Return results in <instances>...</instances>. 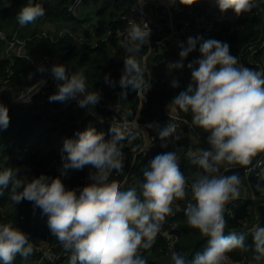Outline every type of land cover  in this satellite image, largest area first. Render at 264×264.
Masks as SVG:
<instances>
[{
	"label": "clouds",
	"instance_id": "clouds-1",
	"mask_svg": "<svg viewBox=\"0 0 264 264\" xmlns=\"http://www.w3.org/2000/svg\"><path fill=\"white\" fill-rule=\"evenodd\" d=\"M178 2L190 6L197 0ZM214 2L221 13L232 10L237 17L259 6V0ZM77 10L75 13L69 11L77 15ZM44 15L42 3L27 0L16 19L25 26ZM199 39L189 37L188 47L181 46L179 61L167 65L170 73L184 67L183 61L195 49ZM148 42L144 31L136 28L124 44L123 55L131 62L122 70L119 88L113 90L114 94L118 92L120 100L117 104L121 106L127 104L128 95L145 101L152 88L135 63ZM199 51L200 58L188 64L191 82L174 96L171 103L183 112L191 113L192 123L209 133L206 138L209 148L200 150L192 160L202 171L190 185L194 203H189L185 210L188 225L207 237V246L190 261L173 251V264H224L227 253L245 247L244 233L231 231L224 234L225 208L239 197L241 178L238 174L217 176L215 173L221 165L247 166L253 162V157L264 153V71L240 65L226 42L209 39L200 45ZM37 70L46 71L43 66ZM50 71L57 82L50 101L62 102L79 96L78 104L82 108L102 102L98 92L87 90L83 73L71 71L65 64H53ZM31 76L30 73L29 78ZM171 86L178 88V80L173 79ZM102 103L108 112L110 106ZM9 124L8 108L0 103V131L7 130ZM173 132L174 126L168 124L159 132V138L167 142ZM134 138L129 136L125 140L112 132L105 147L94 128L77 131L73 138L63 143L61 175H66L70 169H85L98 179L82 189H68L60 177L41 174L28 179L19 177L17 169L2 168L0 197L7 191L15 204L27 200L34 208H39L41 214L47 216L51 234L71 252L68 264H148L140 250L152 247L166 217L173 213L174 201L186 198L188 186L177 153L167 151L155 156L144 168L139 191L136 188H109L111 178L119 177L123 171L124 153L119 150ZM161 146L167 147V143ZM189 155H192L191 150ZM257 171L253 174L264 173ZM249 185L251 183L247 189L251 191ZM252 239L254 264H264V227L257 226ZM29 241L28 235L11 222H0V264H14L18 255L27 259L33 253Z\"/></svg>",
	"mask_w": 264,
	"mask_h": 264
},
{
	"label": "trees",
	"instance_id": "trees-1",
	"mask_svg": "<svg viewBox=\"0 0 264 264\" xmlns=\"http://www.w3.org/2000/svg\"><path fill=\"white\" fill-rule=\"evenodd\" d=\"M73 1L38 0L45 8V15L31 24L21 26L16 15L27 0H0V30L3 31L6 38V40H0V74L4 77V85L9 89H27L29 84L23 79V75L35 71L29 59L18 55L17 49L15 51L9 49L7 39L12 38L17 32L21 40L27 38L30 44L29 52L23 48L21 54L37 52L39 55L46 53L61 58L63 64L71 71L84 74L88 91L98 92L102 102L108 106L118 107L129 119H138L141 123L166 119L168 117L165 110L166 106L172 104L174 96L184 91L191 82V78L186 79V74L175 76L167 68L168 59L178 56L182 50L181 46L185 49L188 47V39L175 40L176 37L174 36L173 39L166 41L167 48L160 50L157 43L162 39L158 36L149 35L146 38L149 39V42L144 46L141 54L154 49L150 76L143 75L146 80L150 81L152 88L147 93L145 101L128 95L126 97L127 104L121 106L117 104L120 96L118 92L114 94L113 90L119 88L123 79L122 69L131 61L125 57L117 59V53L121 48V39L126 38L130 31V19L134 17V10L136 6L140 7L142 3L139 0H89L85 9L81 7L84 10L73 15L69 11V5ZM209 4H215L214 0H197L190 6L180 4L181 9H177V11L182 10L183 16L173 26L175 28L180 27L187 21L188 16L202 11ZM148 6L153 5L149 4ZM160 9L163 10L164 8ZM140 10L142 17L139 18L154 17L147 7L145 9L140 8ZM228 11L234 13L232 10ZM44 18L54 25V29L45 30L43 34H39L37 32L38 26ZM164 21L168 22L169 19L164 17ZM164 21L162 20V22ZM165 24L167 34H169L172 30V24ZM31 25L33 30H31ZM64 27H73L77 31L76 35L83 33L85 39L77 40V37L69 31L61 33ZM216 32L199 36L200 39L195 49L188 54L186 60L193 63L199 59L201 56L200 45L206 40L215 39L226 42L230 47V53L237 59H242L245 67L261 71V64L263 63L261 48L264 45V0H259V6L252 12L242 13L235 25L224 24ZM173 79L178 80L180 85L178 88L171 86ZM47 91L49 94H53L56 89L50 88ZM2 104L8 108L10 124L7 130L0 131V169H17L19 177H27L28 179L38 177L41 174L53 178L60 177L68 189H82L88 186L90 182L98 179L94 177L88 182L83 181L84 169L61 175V150L64 141L73 138L77 131H83L89 127L94 128L96 134L102 137L105 147L109 144V137L112 132L121 135L122 139L125 140L129 136L135 137L130 144L119 150L124 153L123 171L119 177L111 178L109 188L119 187L121 184L129 182V178L133 174L138 178L136 189L139 191L144 168L155 156L167 151L177 153L180 170L183 172L187 183L191 185L196 174L202 171L192 163L196 156L192 148L194 146L203 149L209 148L206 142L209 133L194 125L191 113L183 112L178 106V113L192 123V128L183 123L177 138L170 137L167 142L157 138V149L142 150L143 142L140 138L118 132L115 125L92 118L83 110L78 109L76 105L71 104L69 100L54 101L44 106L23 105L20 109L8 106L6 102ZM129 104H131V108L127 109ZM63 117L66 119L61 121L60 118L63 119ZM103 117L106 120L108 117L117 118L115 111H111V109L108 112L103 109ZM117 119L119 120V118ZM41 130H44L40 135L41 138L35 141L33 138L37 131ZM18 142L21 145L17 146ZM46 143L48 144L47 149ZM162 143H167V147H162ZM190 150L192 155H189ZM262 154L259 153L253 157L252 161ZM247 166L239 164L221 165L219 171L215 173L217 176L238 174L241 178L239 197L230 201L225 208L227 223L224 234L227 235L231 231L244 233L245 247L227 253L228 258L224 264H254L253 256L255 253L252 232L257 226L264 227V191L260 190L264 189V173L253 174L249 179L245 173ZM248 183H251L252 187L250 194L258 196L257 200L248 196L249 189L246 187ZM186 192L185 199L174 201L173 213L166 217L152 247L140 250L146 257L148 264H162L157 259L167 256V254L171 256L173 251L183 255L186 261H190L197 252L203 251L207 246V237L202 236L199 230L191 228L187 223L185 210L188 204L194 203V201L191 198V189L186 188ZM6 205H10L11 208L3 211L2 208ZM34 211L32 202L23 200L17 205L11 201L7 191L4 196L0 197V222H11L14 227L20 228L28 235L29 242L33 247V253L28 259L35 264H64L71 252L65 255L60 254V259L56 262H50L45 258L49 247H53V250L58 253L63 245L51 234L46 222L39 221L33 224L32 213ZM49 232L50 237L48 236ZM174 236L177 237L175 240ZM172 243L173 247H171ZM34 250H38V254ZM14 264H26V259L18 255Z\"/></svg>",
	"mask_w": 264,
	"mask_h": 264
},
{
	"label": "built area",
	"instance_id": "built-area-1",
	"mask_svg": "<svg viewBox=\"0 0 264 264\" xmlns=\"http://www.w3.org/2000/svg\"><path fill=\"white\" fill-rule=\"evenodd\" d=\"M81 1L82 0H74L69 6V10L75 13ZM237 20L238 17L234 13L230 11L221 13L216 4H209L202 11L191 15V18L189 20L187 19V21H185L180 27L175 28L174 26L173 27L171 26L172 30L169 34H167L166 26L163 23H161L158 18L152 16L144 17L143 19L135 23L134 21L130 22L129 34L131 31L137 28L142 32L144 31L145 38H148L149 35L153 37L158 36L162 39L158 41L157 43L158 47L160 50H164L167 48L166 41L173 39L174 36L176 37L175 39L178 40L188 39L189 37H199L204 34H209L213 31L215 32V30H217L218 28H220V26L224 24L235 25ZM0 40H6L4 33L1 30H0ZM7 42L10 48L17 49L18 55H21L29 59L36 70L38 69L39 66H43L46 69V71L43 72V77L41 78V80L36 85L32 86L29 89L27 88V89H23L22 91L20 90L21 92L17 95L16 98L13 99L10 106L14 108H20L23 105L44 106L47 103L54 102L49 100V97L52 94H49L47 91V89L50 88L56 89V83H57L52 78L50 69L53 64H61L62 63L61 58L54 57L46 53L41 54L45 56L21 54L24 45L22 40L18 37L16 33L12 38L7 39ZM261 51H262V56L264 58V45L262 46ZM238 63L243 66L245 65L242 59H238ZM261 67H262L261 71H264V60L263 63L261 64ZM2 85H4V77L2 76V74H0V89ZM80 98L81 97L78 96L76 99H69V101L72 104L76 105L78 109L83 110L86 114H88L92 118H95L103 123H108L113 126L115 125L116 130L118 132H123L124 134L127 135H135L138 138H140V140L143 142L142 150L157 149L158 147H157L156 139L159 138V132L163 130L165 127H167L168 124L174 126V132L172 137L175 138L178 137V134L180 133L181 125L183 123L188 125L189 128H192V123L185 117H182L179 113H176L175 115L172 113L170 115L166 114L168 117L162 121L156 120L152 122L141 123L138 119H129L126 115H124L121 112V110L118 107L115 106H110L109 108L111 109V111H115V114L117 118H119V120L114 117H108L106 120L102 114V109H104L106 106L101 101H99V103L94 107L82 108L78 104V100ZM80 122H82V120H80ZM192 149L194 150L196 155H198L199 151L202 150L203 148L194 146ZM257 170L264 171V153L262 156H260L258 159H256L247 166V168L245 169L246 176L250 177L251 174L258 172ZM91 178H94V176H91V174L87 170H85L82 180L88 182ZM187 186H188L187 189H190L189 183H187ZM249 187L251 189L250 185ZM250 198L255 199L256 196L250 194ZM176 238L177 237L174 236V240ZM171 247H173V243L171 244ZM47 252L45 258L48 261L56 262L58 259H60V254L63 255L70 251L66 250L64 246H62L61 251L58 253H56L53 249Z\"/></svg>",
	"mask_w": 264,
	"mask_h": 264
},
{
	"label": "rangeland",
	"instance_id": "rangeland-1",
	"mask_svg": "<svg viewBox=\"0 0 264 264\" xmlns=\"http://www.w3.org/2000/svg\"><path fill=\"white\" fill-rule=\"evenodd\" d=\"M139 1H142V5L145 6V8L147 7L148 11H150L151 14H153L154 17L158 18L160 20V22L163 23V24H165V23H169V24L178 23V21L183 16L182 10L177 11V9H181V5L178 2V0H175V2H171V3H170V0H168V6L167 7H164L162 4H160L159 0H139ZM165 2H166V0H165ZM88 3H89V0H83L81 2V4H80L79 8H78L77 14L81 10H84L85 7L88 6ZM151 3H153L154 5L153 6H148V4H151ZM135 4H136V2H135ZM155 6L158 7V12H157V9H156ZM81 7H84V9L81 8ZM160 8H165V9L162 10ZM164 17H165V19L166 18L169 19V21L168 22L164 21ZM160 18L165 23L162 22V20ZM130 20H131L130 22L134 21V23H135L137 21H140L141 18H134L133 17ZM129 27H130V25H129ZM172 27H173V25H172ZM38 28H39V30H37V32L39 34H43V31H45V30H49V29H52L53 30L54 29V25L52 23H50L48 19L44 18L43 21H41V23L39 24ZM218 29H220V28H218ZM31 30H33V26L32 25H31ZM66 31H69L70 33L74 34L77 37V40H81V38L85 39V36H84L83 33H79L78 35H76L77 34V31H75L73 29V27H64V28H62L61 33H65ZM129 35L130 34L128 33V35H127L126 38H122L121 39V48L118 50L117 59H121V58L124 57V55H123V52H124V44L129 39ZM22 42H23V45H24V49L27 52H29V50H30V44H29L28 39L26 38L25 40H22ZM157 46H158V44H157ZM9 49H10V51L11 50H14L15 51V49L10 48V46H9ZM153 50L150 49L149 52L141 54V56L135 60V63L141 69V74L142 75L146 74V75L150 76V71H151V68H152V65H153V61H152ZM29 54L34 55V56H45V55H41V54L39 55V54H37V52H34V53L31 52ZM179 59H180L179 55L176 56V57H171V58L168 59V63L179 61ZM189 63H191V62H189L185 58V60L183 61L184 67L182 69L174 70L171 73L172 74H175V76H179L180 74L181 75L186 74L187 75V78L186 79L189 80L191 78V69L188 68V64ZM61 64H63V61H62ZM37 73L38 74L31 73L32 74L31 78H29V74L30 73H27V74H24L23 75V79L25 81H27V83L29 84L28 89L31 88L32 86L36 85L41 80V78L43 77V72L38 71ZM19 90L22 91L21 88H12V89H9L5 85H2V87L0 89V102L1 103H5L6 102L7 104L8 103L11 104L12 101H13V99L16 98L17 95L21 92ZM173 107H174V110L172 111V114L175 115L176 114L175 109H178V108H176L177 107L176 105L173 106ZM130 108H131V106L130 105H127V109H130ZM65 119H66V117H63V119L60 118L61 121L62 120H65ZM61 121H60V123H61ZM33 139L35 141L38 140V138H33ZM19 145H21L20 142L17 143V146H19ZM47 148H48V144L46 143V149ZM72 171H74V170L73 169L68 170V172H72ZM76 171L78 172V170H76ZM84 171H85V169H84ZM84 171H83V174H84ZM137 183H138V178L135 177L132 174L130 176V178H129V182H126L125 184H121L119 186V188L121 190H127L129 188H136ZM246 187H247V185H246ZM247 194L250 196V190H248V193ZM258 198L259 197L256 196V198L254 200H257ZM10 208H11L10 205H6L5 207L2 208V210L3 211H6L7 209H10ZM32 215H33L32 216L33 224H36L39 221H42L44 223L45 222L47 223L46 216H44V215L41 214V210L39 208H35V211L32 213ZM48 236L50 237V232L48 233ZM51 249H53V247H49V250H51ZM34 252L36 254H38V250H34ZM45 256H46V254H45ZM68 259L65 260L64 264H68ZM157 261H159L162 264H173V262L171 260V256L169 254H167V256L166 255L163 256L162 258H158ZM26 264H35V263H33L30 259L27 258L26 259ZM36 264H39V263H36Z\"/></svg>",
	"mask_w": 264,
	"mask_h": 264
},
{
	"label": "crops",
	"instance_id": "crops-1",
	"mask_svg": "<svg viewBox=\"0 0 264 264\" xmlns=\"http://www.w3.org/2000/svg\"><path fill=\"white\" fill-rule=\"evenodd\" d=\"M159 2H160V4H162L164 7H167L168 6V0H166V2H165V0H159ZM141 3H142V1H141ZM149 5V4H148ZM150 5H154L153 3H151ZM156 7V9H157V6H155ZM140 8H144L145 9V6H143V5H141L140 7H137L136 6V8H135V10H134V12H133V14H134V18H139V17H142V15H141V13H142V11L140 10ZM165 9V8H164ZM167 10V9H166ZM193 12H196V10H193ZM191 18V15L190 16H188L187 17V19L189 20ZM216 32V31H215ZM214 32V33H215ZM262 58H263V56H262ZM263 60H264V58H263ZM29 73H33V74H38L37 72H35V71H32V72H29ZM130 106H131V104H129ZM8 106H10V104L8 103ZM173 106H175V105H173V104H168L167 106H166V108H165V110H166V114L167 115H170L171 113H172V111L174 110V107ZM177 108V107H176ZM175 112L176 113H178V109H175ZM44 132V130H41V131H37V133H36V135H35V137L34 138H38V139H40L41 138V134ZM57 245V244H56Z\"/></svg>",
	"mask_w": 264,
	"mask_h": 264
}]
</instances>
